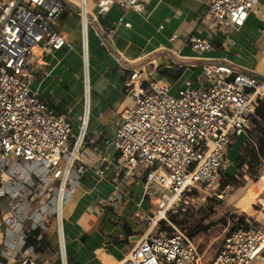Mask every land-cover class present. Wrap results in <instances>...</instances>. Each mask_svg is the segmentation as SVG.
Segmentation results:
<instances>
[{"label": "built area", "instance_id": "obj_1", "mask_svg": "<svg viewBox=\"0 0 264 264\" xmlns=\"http://www.w3.org/2000/svg\"><path fill=\"white\" fill-rule=\"evenodd\" d=\"M87 1L0 0V189L6 192L11 205L10 212L1 216L3 239L7 240L0 264H49L35 260V248L25 246L32 232H38L35 239L39 241L43 236L47 238L52 226L56 263L72 264L66 253L64 211L71 173L82 156L90 116L87 28L117 8L121 12L118 20L100 28L103 40L108 41L115 34L114 26L130 27L124 22L127 12L143 16L148 2L95 0L97 11L90 16ZM258 2L212 0L205 18L213 28L206 36L190 35L186 46L199 54L211 51V34L240 30ZM68 3L77 7L80 18L85 16L79 22L83 113L72 144L70 120L56 114L30 88L39 66L34 49L51 53L69 46L67 38L52 29ZM175 39L172 35L169 41ZM165 64L175 65L170 58ZM202 77L203 82L196 88L194 83H187L173 94L172 85L155 81L152 71L144 67L131 71L125 82L124 91L132 105L119 115L112 148L124 178L143 169L144 196L157 199V210L146 218L148 232L138 237L123 264H202L197 246L167 220L166 214L193 191L219 179L229 145L233 139L252 136L255 110L264 100V77L253 72L207 63ZM14 162L24 168L31 182L11 171ZM96 175L103 177L105 172L100 170ZM160 212L164 214L156 219ZM161 221L171 231H159ZM262 256L264 232L250 225L224 235L206 264H264Z\"/></svg>", "mask_w": 264, "mask_h": 264}, {"label": "crops", "instance_id": "obj_2", "mask_svg": "<svg viewBox=\"0 0 264 264\" xmlns=\"http://www.w3.org/2000/svg\"><path fill=\"white\" fill-rule=\"evenodd\" d=\"M211 1L148 0L144 15L127 12L124 22L130 23V27L114 26L115 34L108 41L103 40L100 28L104 25L98 20L90 27L92 36L87 33L91 58L90 116L82 156L71 173L64 211L66 253L70 263L119 264L126 259L138 237L148 232L146 218L155 212L152 206L157 205V199L144 196L143 169L124 178L125 172L118 169V157L112 148L115 129L120 124L119 115L132 105L124 91L131 71L144 67L154 76L170 58L179 71L183 69L182 73L176 79L175 73L165 72L159 81L172 86L179 83V88L187 83H194L195 88L199 86L207 63H223L264 77V0H259L240 30L212 33L211 51L199 54L186 46L190 35L206 36L213 28L205 18ZM120 16L121 12L113 8L106 18H99L112 25ZM172 35H176L174 42L169 41ZM65 37L69 46L62 51L36 52L39 66L30 88L56 114L70 120L75 136L83 113L80 32ZM151 62L153 65H149ZM72 142L73 137L70 144ZM12 164L11 171L29 181L24 168L15 162ZM100 170L105 176L96 175ZM116 185H119L118 191ZM5 193L0 189V199L7 196ZM10 210L0 206V260L7 240L3 239L5 230L1 216ZM124 223L130 230L129 237L123 229ZM47 234L49 249L56 252L54 230L52 237L49 231ZM127 242H132L130 248ZM56 262L54 253L42 263Z\"/></svg>", "mask_w": 264, "mask_h": 264}, {"label": "rangeland", "instance_id": "obj_3", "mask_svg": "<svg viewBox=\"0 0 264 264\" xmlns=\"http://www.w3.org/2000/svg\"><path fill=\"white\" fill-rule=\"evenodd\" d=\"M87 11L89 15L97 11L95 0L87 1ZM66 12L67 17L59 21L57 26L52 27L53 31L64 36L78 32L80 22V15L74 4L68 3ZM91 32L89 30V37L92 36ZM160 76H162V73L156 72L153 78L158 82ZM178 88L179 83L172 87L171 94ZM71 135L73 138L75 137L73 133ZM252 141H255L253 132L251 137L233 139L232 144L227 149L225 168L219 179L211 185L196 190L195 196L193 194L187 195L184 202L173 207L166 214L167 220H169V216L174 215L182 223L180 227H176L183 231L197 246L202 264L210 261L224 235L235 223L232 217H244L250 225L264 232V183L261 181L264 177V167L258 170L256 176H248L246 168L241 171L236 169V160L241 154V150ZM234 176L239 183L238 185L220 186L228 177ZM32 180L33 182L36 181L34 178ZM2 205L8 210L11 209L8 196L0 199V206ZM152 207L156 212V205ZM53 230V227L49 228L51 237L53 236ZM131 245L132 242H127L128 248ZM54 253L57 256L54 249H49L48 253L38 254L34 256V259L42 263L53 256ZM262 257L264 258V256Z\"/></svg>", "mask_w": 264, "mask_h": 264}, {"label": "trees", "instance_id": "obj_4", "mask_svg": "<svg viewBox=\"0 0 264 264\" xmlns=\"http://www.w3.org/2000/svg\"><path fill=\"white\" fill-rule=\"evenodd\" d=\"M102 25H110L107 20H101ZM183 70V69H182ZM182 70L178 73L174 74V77L178 79L182 73ZM256 119L254 122L253 133L255 134V141H252L247 147L241 150V154L236 160V169L238 171L247 169L246 173L248 176H256L259 169L264 167V100L260 101L258 107L255 110ZM239 183L236 181L234 177H228L225 181L220 185L221 187L229 186V185H238ZM191 194L195 196L196 191H193ZM169 220L172 224L177 227H180L182 223L176 219V216H169ZM232 220L235 221L229 231L226 233L227 235L238 230V229H247L250 227V224L247 222L244 217H232ZM159 231H171L167 224L164 221L159 223ZM123 229L126 230L127 237L131 236L130 230L128 226L124 223ZM182 229V228H181ZM38 232H32L29 235V239H27L26 248L29 246H33L35 248L36 253H43L51 246L46 237L43 236L42 239L37 241L35 237ZM116 242V241H115ZM58 264V263H56Z\"/></svg>", "mask_w": 264, "mask_h": 264}, {"label": "water", "instance_id": "obj_5", "mask_svg": "<svg viewBox=\"0 0 264 264\" xmlns=\"http://www.w3.org/2000/svg\"><path fill=\"white\" fill-rule=\"evenodd\" d=\"M67 16V13L65 12L62 16L61 19H65V17ZM101 19H98V23H101ZM160 73L164 74L165 72H170V73H178L179 69L176 66H162L159 69Z\"/></svg>", "mask_w": 264, "mask_h": 264}, {"label": "bare ground", "instance_id": "obj_6", "mask_svg": "<svg viewBox=\"0 0 264 264\" xmlns=\"http://www.w3.org/2000/svg\"><path fill=\"white\" fill-rule=\"evenodd\" d=\"M81 18H82V19H85V16L83 15ZM81 18H80V19H81ZM87 29H88V31H89V27H88ZM37 51H38L37 49H34V53H35V54H36ZM184 82H185V80L183 81V83H184ZM261 181H263V183H264V177H262ZM67 199H68V198H67ZM163 214H164V212H160V214L156 215V219H159L160 216H162ZM124 260H125V258H124L119 264H123Z\"/></svg>", "mask_w": 264, "mask_h": 264}]
</instances>
